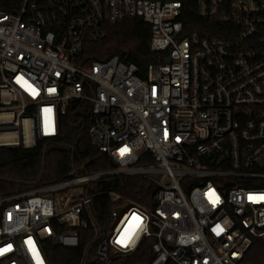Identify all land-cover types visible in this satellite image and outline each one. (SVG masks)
<instances>
[{
	"label": "built area",
	"instance_id": "built-area-1",
	"mask_svg": "<svg viewBox=\"0 0 264 264\" xmlns=\"http://www.w3.org/2000/svg\"><path fill=\"white\" fill-rule=\"evenodd\" d=\"M128 19L149 27L158 61L83 67V45ZM78 101L91 146L116 166L0 198V264H48L47 244L76 248L89 226L98 242L78 264H112L147 239L150 264L264 257V0H21L1 12L0 149L55 139ZM142 154L151 162L136 164ZM114 176L154 183V206L97 193L114 205L99 237L91 192Z\"/></svg>",
	"mask_w": 264,
	"mask_h": 264
},
{
	"label": "trees",
	"instance_id": "trees-1",
	"mask_svg": "<svg viewBox=\"0 0 264 264\" xmlns=\"http://www.w3.org/2000/svg\"><path fill=\"white\" fill-rule=\"evenodd\" d=\"M21 0H0V13H15ZM192 18H186V21ZM105 35L96 42L85 43L79 62L84 67L93 62L106 61L117 56L122 61L134 63L145 69L157 62V56L149 49V27L140 19H128L104 26ZM67 116L59 120L58 136L51 141H41L34 148L0 149V198L25 192L67 179L72 171L85 174L105 171L116 165L106 154L90 144L87 130L92 124L90 105L87 102H72ZM145 157V158H144ZM136 164L150 163L142 154ZM115 192L125 199L146 208L154 206L157 186L151 181L135 176H114L97 181L91 194L95 197L90 207L99 237L109 230V214L113 209L110 198L97 195L99 192ZM94 231L89 226L78 230V246L63 248L46 245L48 264H78L82 254L88 250L94 253L97 242L93 241ZM93 241V242H92ZM152 239L144 240L135 253L129 257L115 259L112 264H150ZM248 264H264L262 248L256 249Z\"/></svg>",
	"mask_w": 264,
	"mask_h": 264
}]
</instances>
